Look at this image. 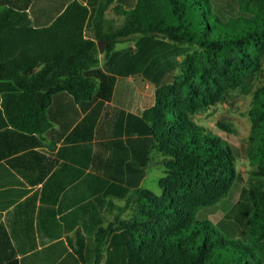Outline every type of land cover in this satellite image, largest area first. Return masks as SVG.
<instances>
[{
    "label": "trees",
    "instance_id": "1",
    "mask_svg": "<svg viewBox=\"0 0 264 264\" xmlns=\"http://www.w3.org/2000/svg\"><path fill=\"white\" fill-rule=\"evenodd\" d=\"M216 1L122 0L129 10L116 25L105 16L114 0H106L97 9L93 38L84 33L89 10L77 3L44 29L0 16V82L6 86L1 106L6 122L23 132L49 127L47 109L59 92L76 101L92 99L99 80L108 78L98 68L101 39L107 40L105 53L139 36L192 48L144 112L164 168L162 194L135 190L121 215L98 228L92 249L78 234L72 246L82 264H90L92 254V264H103L112 245L122 264H264V84L256 89L250 110L248 150L255 168L246 190L252 206L247 241L238 237L232 221L213 225L196 218L198 210L225 197L237 177L235 150L191 119L202 106L224 99L211 65L232 67L247 77L258 71L264 56V0H232L235 11L227 16Z\"/></svg>",
    "mask_w": 264,
    "mask_h": 264
},
{
    "label": "crops",
    "instance_id": "2",
    "mask_svg": "<svg viewBox=\"0 0 264 264\" xmlns=\"http://www.w3.org/2000/svg\"><path fill=\"white\" fill-rule=\"evenodd\" d=\"M105 1L0 0V16L44 29L77 3L89 10L84 33L93 38ZM127 10L129 4L114 0L105 16L120 25ZM181 48L139 36L99 52L98 68L108 78L90 100L55 94L42 133L6 122L0 82V264H82L72 246L78 234L92 249L98 228L121 215L127 198L144 188L148 168L159 165L144 112L155 104L156 89L172 82Z\"/></svg>",
    "mask_w": 264,
    "mask_h": 264
},
{
    "label": "rangeland",
    "instance_id": "3",
    "mask_svg": "<svg viewBox=\"0 0 264 264\" xmlns=\"http://www.w3.org/2000/svg\"><path fill=\"white\" fill-rule=\"evenodd\" d=\"M216 6L220 8V14L224 16L235 11L232 0H217ZM124 45L130 44L125 43ZM181 49L182 58L192 51V48L188 47ZM211 69L222 88L221 91H224V99L215 105L202 106L199 111L191 114V119L203 126L212 136H218L227 141L235 150L237 177L229 193L217 204L198 210L196 218L200 221L207 220L213 225L221 220L232 221L238 229V237L247 241L245 231L252 206L246 190L250 186L252 171L255 168L250 163L248 150L252 128L250 110L256 89L264 84V56L258 71L247 77L240 75L239 71L232 67L225 68L217 63L212 64ZM213 87L217 89L218 86ZM219 124L224 125L228 130H223ZM163 175L162 165H151L147 170L143 187L156 195H161L162 189L159 181ZM106 216L108 218L109 213ZM126 217L127 215L124 214L122 219ZM106 255L108 257L106 264H120L119 260L115 259L113 245L108 251L105 250V257Z\"/></svg>",
    "mask_w": 264,
    "mask_h": 264
},
{
    "label": "water",
    "instance_id": "4",
    "mask_svg": "<svg viewBox=\"0 0 264 264\" xmlns=\"http://www.w3.org/2000/svg\"><path fill=\"white\" fill-rule=\"evenodd\" d=\"M97 45H98L99 52L103 53L107 45V40L101 39L98 41Z\"/></svg>",
    "mask_w": 264,
    "mask_h": 264
}]
</instances>
